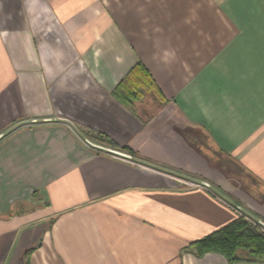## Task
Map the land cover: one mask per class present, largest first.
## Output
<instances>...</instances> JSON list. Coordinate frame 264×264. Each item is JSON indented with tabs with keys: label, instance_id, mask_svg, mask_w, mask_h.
Returning <instances> with one entry per match:
<instances>
[{
	"label": "crops",
	"instance_id": "crops-1",
	"mask_svg": "<svg viewBox=\"0 0 264 264\" xmlns=\"http://www.w3.org/2000/svg\"><path fill=\"white\" fill-rule=\"evenodd\" d=\"M233 210L264 226V0H0V264H254L192 246Z\"/></svg>",
	"mask_w": 264,
	"mask_h": 264
},
{
	"label": "trees",
	"instance_id": "trees-1",
	"mask_svg": "<svg viewBox=\"0 0 264 264\" xmlns=\"http://www.w3.org/2000/svg\"><path fill=\"white\" fill-rule=\"evenodd\" d=\"M141 65H137L125 78L121 85V92L124 97L117 96L124 105L132 111L139 108L149 99L158 100L159 90L150 76ZM109 143V142H108ZM238 217L219 231L214 232L201 240L193 243L192 246L198 254L214 252L223 255L228 263L248 262L264 264V226L257 224V221L245 216ZM241 250L245 256L241 258Z\"/></svg>",
	"mask_w": 264,
	"mask_h": 264
},
{
	"label": "rangeland",
	"instance_id": "rangeland-1",
	"mask_svg": "<svg viewBox=\"0 0 264 264\" xmlns=\"http://www.w3.org/2000/svg\"><path fill=\"white\" fill-rule=\"evenodd\" d=\"M234 211V210H233ZM234 214H235V216H236V218H238V217H243V215H244V220L245 221H249V219L247 218V217H245L246 215L245 214H243V213H241V212H239V211H234ZM255 221H257V224H261L260 223V221H258V220H255ZM262 222V221H261ZM241 254H240V256H241V258L243 257V256H245V253H244V251L243 250H241Z\"/></svg>",
	"mask_w": 264,
	"mask_h": 264
}]
</instances>
